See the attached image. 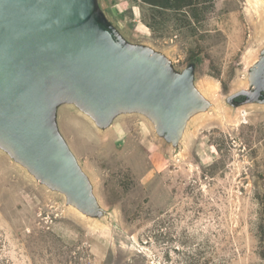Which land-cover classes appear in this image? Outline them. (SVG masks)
I'll use <instances>...</instances> for the list:
<instances>
[{"label":"rangeland","instance_id":"obj_1","mask_svg":"<svg viewBox=\"0 0 264 264\" xmlns=\"http://www.w3.org/2000/svg\"><path fill=\"white\" fill-rule=\"evenodd\" d=\"M173 115L44 76L58 176L0 134V264H264V0H90ZM243 97L242 101H239ZM165 113V114H164Z\"/></svg>","mask_w":264,"mask_h":264},{"label":"water","instance_id":"obj_2","mask_svg":"<svg viewBox=\"0 0 264 264\" xmlns=\"http://www.w3.org/2000/svg\"><path fill=\"white\" fill-rule=\"evenodd\" d=\"M66 78L87 100L108 109L145 101L173 115L188 92L190 72L170 84L125 50L92 16L90 0H0V134L53 176L64 167L44 121L43 77ZM264 91V62L258 72Z\"/></svg>","mask_w":264,"mask_h":264},{"label":"trees","instance_id":"obj_3","mask_svg":"<svg viewBox=\"0 0 264 264\" xmlns=\"http://www.w3.org/2000/svg\"><path fill=\"white\" fill-rule=\"evenodd\" d=\"M238 98H240V97H238ZM242 98H243V97H241V98L239 99V101H242Z\"/></svg>","mask_w":264,"mask_h":264},{"label":"flooded vegetation","instance_id":"obj_4","mask_svg":"<svg viewBox=\"0 0 264 264\" xmlns=\"http://www.w3.org/2000/svg\"><path fill=\"white\" fill-rule=\"evenodd\" d=\"M262 93H264V91Z\"/></svg>","mask_w":264,"mask_h":264}]
</instances>
